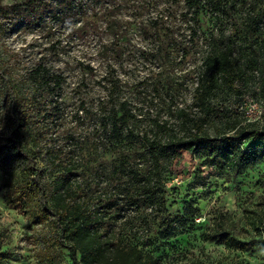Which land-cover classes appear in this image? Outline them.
Returning <instances> with one entry per match:
<instances>
[{"label":"trees","instance_id":"obj_1","mask_svg":"<svg viewBox=\"0 0 264 264\" xmlns=\"http://www.w3.org/2000/svg\"><path fill=\"white\" fill-rule=\"evenodd\" d=\"M263 1L246 0L244 37L262 33ZM184 6L186 18L199 24L203 0H184ZM73 8V2L58 0L10 5L0 0V188L4 201L28 216L31 233L27 241L36 264H163L135 243V216L128 213L145 209L140 219L146 225L152 218L162 220L165 237L176 223H186L185 217L167 216L164 183L182 151L203 159L205 166L220 175L264 163V144L259 143L264 142V116L249 121L245 111L223 98H241L249 92L247 76L253 64L245 62L231 44L213 46L203 57L191 103L180 109L172 126L164 121L156 132L134 133L131 124L138 117L129 101L114 94L102 101L100 126L110 148L120 150L128 142L142 146L138 168L130 165L131 157L125 153L121 168L114 169L115 174L125 172L131 181L110 187V194L104 196L81 179L79 162L68 147V141L75 138L62 131L65 106L61 91L66 77L54 73L44 61L27 67L22 53L6 40L17 29L45 28L47 15L63 24L75 15ZM106 13L110 14V7ZM89 25H93L91 19L83 20L72 31L81 32ZM59 44H51L55 52ZM101 47L110 60V44ZM260 78L264 98V74ZM112 85L116 86L113 78ZM80 107L86 109L84 100ZM252 142L257 143L251 146ZM198 184L204 186L206 180ZM244 212L256 233L253 237H239L233 213L218 210L204 238L227 248L264 250V201L245 207ZM199 214L194 208L193 218ZM3 245L0 237V264Z\"/></svg>","mask_w":264,"mask_h":264},{"label":"rangeland","instance_id":"obj_2","mask_svg":"<svg viewBox=\"0 0 264 264\" xmlns=\"http://www.w3.org/2000/svg\"><path fill=\"white\" fill-rule=\"evenodd\" d=\"M23 1L2 0V3ZM58 1L73 2L71 13L75 15L63 24L47 15L45 28L17 29L6 40L22 53L27 67L44 61L54 73L66 77L61 91L65 106L62 131L65 136L75 138L68 141V147L79 162L77 171L81 179L91 182L100 194L109 195L110 187L131 181L125 172L115 174L114 169L121 168L125 153L131 157L130 165L138 168L142 149L140 144L128 142L120 150H112L106 142L100 126V105L112 94L129 101L137 114L131 124L134 133L151 129L156 132L158 124L164 121L172 126L178 121L180 109L191 103L203 57L213 46L231 44L253 67L247 76L249 92L241 98H223L227 97L239 111H245L249 121L264 116V98L260 95L264 19L262 33L244 37L246 0H203L199 24L186 18L184 0ZM109 7L110 14L106 13ZM261 8L264 13V1ZM87 19L93 25L81 32L72 31ZM57 41L60 44L55 52L51 44ZM103 43L110 44V60L101 51ZM112 78L116 80L115 87ZM82 100L86 109L80 107ZM2 175L0 168V183ZM119 176L122 179L116 180ZM204 180L206 184L200 186L198 183ZM164 183L167 216L185 217L186 223H176L168 231L171 235L165 237L162 220L152 218L147 225L143 224L140 215L145 209H131L128 215L135 216L138 231L135 243L158 256L163 264H264V250L242 251L204 238L218 210L233 213L239 237L256 234L244 209L264 201V163L246 166L237 174L220 175L205 166L203 159L182 151L165 174ZM194 208L200 213L195 218ZM30 233L28 216L6 204L0 188V237L4 238L1 264H36L27 241Z\"/></svg>","mask_w":264,"mask_h":264}]
</instances>
